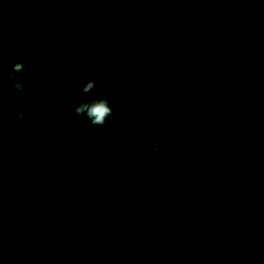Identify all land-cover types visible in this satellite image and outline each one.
<instances>
[{
    "label": "trees",
    "instance_id": "1",
    "mask_svg": "<svg viewBox=\"0 0 264 264\" xmlns=\"http://www.w3.org/2000/svg\"><path fill=\"white\" fill-rule=\"evenodd\" d=\"M0 51V264H264V0H0Z\"/></svg>",
    "mask_w": 264,
    "mask_h": 264
},
{
    "label": "clouds",
    "instance_id": "2",
    "mask_svg": "<svg viewBox=\"0 0 264 264\" xmlns=\"http://www.w3.org/2000/svg\"><path fill=\"white\" fill-rule=\"evenodd\" d=\"M0 61H2V51H0ZM23 70V62L18 61L12 63L11 71L8 73L9 79L13 80L12 87L17 92H22L24 90V85L18 79H14V76L15 74L23 72ZM98 82L99 78H94L80 85L79 91L85 94V98L78 103V106L72 108V114L75 117H86L94 126H103L106 120L113 115L111 104L115 103V98L110 101L103 95H94L93 93L98 87ZM2 85L3 77L0 75V89H2ZM99 91L103 93L104 89L101 87ZM2 111V106H0V113H2ZM17 119L24 120L25 111H20L17 114Z\"/></svg>",
    "mask_w": 264,
    "mask_h": 264
}]
</instances>
